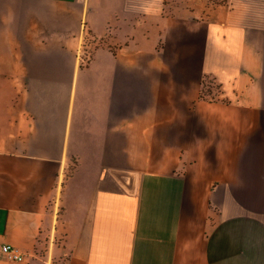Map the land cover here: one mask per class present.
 Returning a JSON list of instances; mask_svg holds the SVG:
<instances>
[{"label":"crops","instance_id":"crops-1","mask_svg":"<svg viewBox=\"0 0 264 264\" xmlns=\"http://www.w3.org/2000/svg\"><path fill=\"white\" fill-rule=\"evenodd\" d=\"M0 264H264V0H0Z\"/></svg>","mask_w":264,"mask_h":264},{"label":"trees","instance_id":"trees-1","mask_svg":"<svg viewBox=\"0 0 264 264\" xmlns=\"http://www.w3.org/2000/svg\"><path fill=\"white\" fill-rule=\"evenodd\" d=\"M219 94H221L220 87L216 85L214 80L203 77L200 83L199 98L201 100L215 102L219 100Z\"/></svg>","mask_w":264,"mask_h":264},{"label":"built area","instance_id":"built-area-1","mask_svg":"<svg viewBox=\"0 0 264 264\" xmlns=\"http://www.w3.org/2000/svg\"><path fill=\"white\" fill-rule=\"evenodd\" d=\"M1 251L7 261L22 262L24 259L23 254L17 248L12 247L11 245L2 246Z\"/></svg>","mask_w":264,"mask_h":264},{"label":"rangeland","instance_id":"rangeland-1","mask_svg":"<svg viewBox=\"0 0 264 264\" xmlns=\"http://www.w3.org/2000/svg\"><path fill=\"white\" fill-rule=\"evenodd\" d=\"M5 90H6V89H5ZM5 90L3 91V95H2L3 97H4V95H5V96H8V95H9V93H7V91H5Z\"/></svg>","mask_w":264,"mask_h":264}]
</instances>
